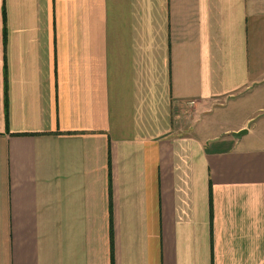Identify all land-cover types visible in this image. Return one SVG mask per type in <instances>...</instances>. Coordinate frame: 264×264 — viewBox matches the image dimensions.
Instances as JSON below:
<instances>
[{
  "label": "crops",
  "instance_id": "0c3cea01",
  "mask_svg": "<svg viewBox=\"0 0 264 264\" xmlns=\"http://www.w3.org/2000/svg\"><path fill=\"white\" fill-rule=\"evenodd\" d=\"M255 94L264 0H0V264H264Z\"/></svg>",
  "mask_w": 264,
  "mask_h": 264
},
{
  "label": "rangeland",
  "instance_id": "374dc122",
  "mask_svg": "<svg viewBox=\"0 0 264 264\" xmlns=\"http://www.w3.org/2000/svg\"><path fill=\"white\" fill-rule=\"evenodd\" d=\"M258 95L255 94L253 97L250 98V101H245L243 100L240 103H237V105L235 106H229L225 109H227V111L221 112V113H214L212 115V117L208 120L213 121V122H217L221 125H224L226 123L229 122H236L237 120H239L242 117H245V119L249 120V122H247V125H249L250 129V133L245 137V139L247 141H250L253 136H259L260 138L264 139V124L261 123V119H259L258 117L261 115H255L256 111L255 109L257 108V106H253V102H256ZM258 103H263V101ZM191 106H185L183 109V113H181L183 116L181 115H176V118L174 119V121H172V125H174V127L179 126L181 127H185V125H189L187 123H190V121L192 120V116H190L191 111L190 108ZM239 109H243L245 112L244 116L241 111ZM263 112H264V107L262 108ZM218 120V121H217ZM229 120V121H228ZM189 128V127H188ZM259 143H255L254 146L258 145Z\"/></svg>",
  "mask_w": 264,
  "mask_h": 264
},
{
  "label": "water",
  "instance_id": "95a60500",
  "mask_svg": "<svg viewBox=\"0 0 264 264\" xmlns=\"http://www.w3.org/2000/svg\"><path fill=\"white\" fill-rule=\"evenodd\" d=\"M244 133L246 134V130H240V131H238V133L234 134V137L238 138V136H240Z\"/></svg>",
  "mask_w": 264,
  "mask_h": 264
},
{
  "label": "built area",
  "instance_id": "2783aa9c",
  "mask_svg": "<svg viewBox=\"0 0 264 264\" xmlns=\"http://www.w3.org/2000/svg\"><path fill=\"white\" fill-rule=\"evenodd\" d=\"M192 105V103L189 104V106Z\"/></svg>",
  "mask_w": 264,
  "mask_h": 264
}]
</instances>
